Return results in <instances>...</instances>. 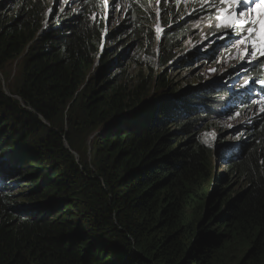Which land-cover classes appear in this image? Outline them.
<instances>
[{"label": "trees", "instance_id": "1", "mask_svg": "<svg viewBox=\"0 0 264 264\" xmlns=\"http://www.w3.org/2000/svg\"><path fill=\"white\" fill-rule=\"evenodd\" d=\"M80 3L54 13L62 21L52 14L37 37L49 4L0 0V74L33 110L5 94L0 76V157L14 152L5 173L25 168L35 185L31 197L39 207L49 204L21 221L7 219L0 202V264H264V144L233 173L226 153L228 177L207 199L212 155L190 125L215 106L224 86L204 84L195 73L169 84L164 71L179 55L178 73L195 68L184 67L186 9L168 1L159 77L155 67L147 76L131 74L140 62L133 52L144 44L155 49L149 12L139 26L123 21L109 29V47L86 81L101 34ZM20 57L11 80L6 68ZM263 119L255 117L251 133ZM90 135L93 164L82 150ZM234 178L246 190L233 188Z\"/></svg>", "mask_w": 264, "mask_h": 264}, {"label": "clouds", "instance_id": "2", "mask_svg": "<svg viewBox=\"0 0 264 264\" xmlns=\"http://www.w3.org/2000/svg\"><path fill=\"white\" fill-rule=\"evenodd\" d=\"M41 1L43 5L49 4V6L45 11L47 12V19L44 21L43 27L39 30L37 37L42 30L47 28V22L50 20L52 14L63 10V7L60 6L73 5L76 2V0H60L59 3L61 5L55 3L53 7L51 4L52 0ZM80 1L81 10H86L87 13L90 14L93 29L95 30L96 27L99 28L101 25L103 26V29L99 30L101 36L99 35L95 46L99 56L93 70L88 73L86 81L98 70L97 67L101 61V55L105 51L106 45L109 47L107 43L109 29H112L117 22L122 23L123 21L128 22V24L132 26H139L142 21V13L148 14L149 12H153L154 14L153 30L155 49L153 50L147 44H144L137 54L133 52V56L138 55V57H140V62L135 63L132 69L140 71V73H143L145 76L148 75L151 67H155L154 73L158 70L161 64V41L165 33L170 30L163 23L164 14L169 7L168 0ZM113 4L116 6L115 11H113ZM188 4H190V2H188ZM215 5V8L209 7V14L199 19L209 24L211 31L208 37L198 44L190 45L184 52L189 53V57L186 58L188 62L184 67H195L193 72L187 73L188 75H193V73L199 74L201 77L205 78L206 82H204V84H215L216 81H219L220 85L224 86V89H220L219 92H217V94L220 95L219 101H217L215 106L211 107L209 105L202 111L200 121L192 122L191 125L189 124L191 128L190 133L194 134L195 137L200 140L201 146L207 151V154H209V156L212 155V164L209 167V175L212 182L207 184L208 187L210 185L213 189V191L207 192H210L211 195L216 188H220L221 184L224 183L228 177V172L224 168L225 160L222 159L226 153L225 157L227 158L235 156L231 161L230 172L233 173L239 165L245 163L248 157H253L257 146L264 144V119L258 125L256 132L254 131V133H251L250 131V126L254 124L255 113L264 106V95H262V90L264 88V62H261L264 61V57L260 56L259 51L250 58L247 55H242L244 51L242 48H245V45L237 43L239 38L238 33L230 32L225 41L217 42L218 37L214 36V34L217 33L218 29L220 32H224L230 28H226L222 25L217 27L219 21L216 19V13L217 10L224 7V5L218 2H215ZM122 7H127L128 9L125 16L121 11ZM54 16L55 22L62 21L60 16L55 14ZM141 28L143 32V24ZM192 37L193 35L190 36V38ZM188 39L189 38H187V40ZM210 41L213 43L209 44ZM224 43L227 45L223 46ZM216 44H219L221 48ZM184 45L188 46L186 44ZM149 49H151L153 53L151 56L147 54ZM237 50H239L238 53H233ZM247 50L249 52L252 51L250 45ZM181 58V55L173 58L164 69V71H168L170 78L169 84H171L172 81H174V84L177 83L175 75H178V71L173 67V62ZM17 60L20 61L21 65V57L11 62ZM224 63L229 66L236 64V66L222 73ZM197 65L200 66L197 67ZM170 68L173 69L175 73H171L169 71ZM0 76L2 82H4L5 78L3 74H0ZM155 76L159 77L160 74ZM187 81L188 79L183 83ZM159 91L165 93V90ZM5 94L9 98L19 102L21 101V98L17 95H13L10 92H5ZM163 97L170 99L172 96L165 93ZM226 97L228 98L226 99ZM23 107L33 111L26 106ZM186 123L187 122L181 119L179 121V125H185ZM233 146H236V148L233 149ZM240 146H242L241 149H239ZM13 155L14 152H11V154L0 157V202L2 203V207L7 210V219L15 220L20 216L21 221H24L26 217L30 220H34L37 216V212L43 211L49 204H44L39 207L37 202L34 201L35 197H31L32 192H30V185L26 186L23 182L32 180H26L23 177L11 181L13 177L5 173L7 165L10 164ZM74 156L77 158L76 153H74ZM23 170L20 169L17 174H24L25 170ZM262 175L264 176V172ZM46 180L47 176H44L43 182ZM233 180L232 187L238 192L246 190V185L242 187L238 186L236 178ZM32 184L35 189L33 181Z\"/></svg>", "mask_w": 264, "mask_h": 264}, {"label": "snow or ice", "instance_id": "3", "mask_svg": "<svg viewBox=\"0 0 264 264\" xmlns=\"http://www.w3.org/2000/svg\"><path fill=\"white\" fill-rule=\"evenodd\" d=\"M59 2L60 0H57L58 5ZM219 2L224 7L217 10L216 19L219 21L217 27L222 25L234 29L239 34L237 43L245 45L242 55L250 58L259 51L260 56L264 57V0H219ZM115 7L113 4V11ZM249 45L251 52L247 50Z\"/></svg>", "mask_w": 264, "mask_h": 264}, {"label": "rangeland", "instance_id": "4", "mask_svg": "<svg viewBox=\"0 0 264 264\" xmlns=\"http://www.w3.org/2000/svg\"><path fill=\"white\" fill-rule=\"evenodd\" d=\"M57 0H54V3L56 2ZM142 1H145V0H142ZM193 1H195V2H193V3H196L197 1L196 0H193ZM178 2L179 3H183V5H185V3H186V0H178ZM204 3V2H203ZM52 4V3H51ZM61 5V4H60ZM53 7H54V4L52 5ZM66 6H69V5H63V8H65ZM207 7V4H203L201 7H199V8H195L194 6H193V8H192V12L191 13H189L187 16H186V18H184L183 19V23H189V22H191L192 21V18L197 14V13H199L200 15H203V17L206 15V11H208V10H210L209 8L207 9L206 8ZM195 9V12H193V10ZM206 10V11H205ZM121 11H122V13L124 14V16L127 14V12H128V9H127V7H122L121 8ZM203 11H205V13L203 12ZM187 13V12H186ZM185 13V14H186ZM184 14V15H185ZM121 15V14H120ZM194 27L196 28V30H195V33H193V37L190 39V41H188V43H187V45H193V44H198V43H194V42H191V40H194V39H196V38H198V37H201L200 38V40L201 41H203V40H205L207 37H208V35H209V32L211 31V29L209 28V24L207 23V22H205V21H200V22H196L195 24H194ZM100 30H102L103 29V26L101 25L100 27ZM105 30V29H104ZM169 64V63H168ZM236 66V64H233L232 66H229V65H227V64H225L224 63V65H223V71H222V73H224V72H227V71H229V70H231V69H233L234 67ZM20 69V61L19 60H17V61H13V62H11L9 65H8V67L6 68V73H7V75H11V80L14 78V76L17 74V72H18V70ZM169 71L171 72V73H175L174 72V70L173 69H169ZM131 74L132 75H135V74H140L139 73V71L138 70H134V69H132L131 70ZM155 74H159L158 73V70L155 72ZM179 76L178 75H175V77H176V79H177V83H183V82H185L186 80H187V73H184V72H182V71H180L179 73ZM181 79H184V80H181ZM156 80V79H155ZM204 82H206V80L204 81ZM13 85V83H8V82H6L5 80H4V82H2V86H3V91L4 92H10L9 91V87H11ZM11 93V92H10ZM263 95H264V93H263ZM22 107L23 106H25V105H22V104H20ZM264 107V106H263ZM262 109H264V108H261V109H259L256 113H255V115L257 114V115H263L264 116V111L262 112ZM93 135H90L89 136V138H88V142L85 144V148L84 147H82L83 149V152H85L86 153V156H87V158H88V161H89V163H92L93 164V155H94V149H95V147H94V144H93ZM85 149H86V151H85ZM76 156H77V160L79 161V156L76 154ZM224 168L227 170V168L224 166ZM51 170H52V168H51ZM51 170L49 171V173L51 172ZM8 176H11V177H13L12 179H11V181H14L15 179H17V178H23V177H25V175L24 174H9ZM26 186L27 185H31V183H32V181H25V182H23ZM210 196H211V193L209 192L208 194H207V199H209L210 198Z\"/></svg>", "mask_w": 264, "mask_h": 264}, {"label": "bare ground", "instance_id": "5", "mask_svg": "<svg viewBox=\"0 0 264 264\" xmlns=\"http://www.w3.org/2000/svg\"><path fill=\"white\" fill-rule=\"evenodd\" d=\"M169 1V0H168ZM188 1H190V0H186V3H185V5H183V3H179L178 2V5L179 6H181V7H184L185 9H186V11H185V15H183V17H182V19H184V18H186V16L189 14V13H191L192 11V8H193V6H195V8H199V7H201L203 4H207V9L209 8V5H210V7H213V8H215L216 7V5L215 4H213V1H216V0H202V2H196V3H193V6L192 7H190L189 5H188ZM193 1V0H192ZM196 1H198V0H196ZM193 2H195V1H193ZM204 2V3H203ZM216 2H218V3H220L219 2V0H217ZM76 9H78V8H76ZM108 9V8H107ZM206 11V10H205ZM205 11H203L204 13H205ZM74 12H75V10H74ZM193 12H195V9L193 10ZM210 13V10H208V11H206V15L207 14H209ZM201 17H203V15H200L199 13H197L193 18H192V21L191 22H189V23H184L185 25H184V27H187V28H194V33H195V30H196V28L194 27V24L196 23V22H200V18ZM263 93H264V88H263V90H262V95H263ZM228 97H226V99H227ZM20 104H22V105H24V102L21 100L20 102H19ZM264 108V107H263ZM263 112V111H262ZM259 115H255V117H258ZM257 125V124H256ZM233 157H235V156H230L229 158H226V159H233Z\"/></svg>", "mask_w": 264, "mask_h": 264}]
</instances>
